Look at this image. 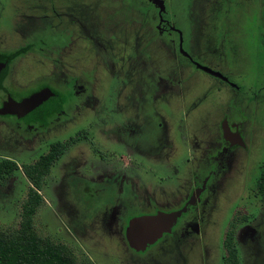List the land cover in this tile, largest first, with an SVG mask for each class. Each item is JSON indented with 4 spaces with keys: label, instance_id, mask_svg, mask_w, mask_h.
<instances>
[{
    "label": "rangeland",
    "instance_id": "1",
    "mask_svg": "<svg viewBox=\"0 0 264 264\" xmlns=\"http://www.w3.org/2000/svg\"><path fill=\"white\" fill-rule=\"evenodd\" d=\"M182 49L223 80L188 63ZM0 53H16L6 88L48 80L84 93L54 124L33 129L14 115L0 118V162L17 164L0 176V230L20 227L32 186L23 165L65 144L42 179L32 227L78 264H223L228 230L239 264H264V235L252 241L248 226L263 221L260 202L246 200L264 164V0H0ZM176 70L180 85L154 100L171 144L151 151L143 142L152 129L140 128L146 117L132 94ZM41 84L31 99L56 96ZM224 125L236 128L239 142L224 145L229 162L211 190V213L185 217L204 231L202 241L185 240L180 230L166 236L176 214L157 207L178 206L185 171L211 158Z\"/></svg>",
    "mask_w": 264,
    "mask_h": 264
},
{
    "label": "flooded vegetation",
    "instance_id": "2",
    "mask_svg": "<svg viewBox=\"0 0 264 264\" xmlns=\"http://www.w3.org/2000/svg\"><path fill=\"white\" fill-rule=\"evenodd\" d=\"M149 4L151 5V2H149ZM151 7H153V9L155 11H157L156 12L157 20L158 19L160 20L159 10L154 6H151ZM155 26H156V24H155ZM163 39H165V38L163 37ZM166 40H168L167 37H166ZM190 45H192V43ZM186 50L188 51V48ZM181 51H182L183 55L185 56V58L187 59L188 63L194 64L197 69H201V70L205 71L207 74H209L212 77H215L216 79L223 80V78L225 77L224 74H221L220 72L219 73L210 72L211 68L209 69L208 66H205V65L202 66L199 63H195L187 51H185L184 49H182ZM12 58L13 57H11L9 55V53H6V54L0 53V64L6 63L5 72L3 73L2 77H0V118L8 116V115H14L18 121L25 123L26 128L32 127L34 129V128H36L35 124L39 123V121L41 123L43 122L44 126H46L49 123L54 124V122H58L60 119V116L66 117L63 114H67V112L71 111L72 107L77 106L78 99H81L82 98L81 96H83L84 93L82 95H78V96L75 95V91H73L74 93H72V94H70V92L67 93L68 90H64L63 88L57 89L50 84L51 83L50 81H49L50 83H48V80L44 81V82L43 81L42 82L41 81L40 82L39 81L34 82L33 84H29L28 86H26V87L24 86V87H21L19 89H17L16 87H15V89L14 88H6L3 85L4 78L7 75V72L9 70L8 65L10 64ZM171 75H172L173 79H168L167 76L162 77L160 74L157 73V75L152 77L153 80H155V81L150 80L147 83L148 89L143 92L144 94H139V95L132 94V97L134 99H137V102H138L137 107L139 108V111L142 113V116L144 118L146 117L145 123H142L143 125H141L140 128L143 129L145 135L147 133L146 126L149 127L150 129H152V131H150V134L146 135V137L149 139V142H143L144 145L151 148V151L153 149H155V151H157L159 147H164V146L169 147L171 144V136H170L168 127L166 125V122L165 121L161 122V123L156 122L157 118H162L163 120H164V118L161 116V114L154 107V100L157 96L156 94L163 92L162 90L164 88H168V87L173 88L175 86L178 87L180 85V84H177L178 83L177 82L178 70H176ZM75 82H77V81H75ZM40 83L44 84V85L41 84V85H43V87L47 86V87L51 88L53 90V92L56 94V96L51 101L45 103L44 105H42L38 109L18 111V113L16 111L12 110V106H11L12 102L20 103V102H23L27 99H31L32 94L36 90L37 91L41 90V88H38V86H36ZM78 84H79V82H78ZM91 84L92 83L89 82V86ZM80 86H81V89L86 88L84 82L80 83ZM86 89H88V88H86ZM38 95H41V94H38ZM10 97H12L15 100H11ZM56 118H57V120H56ZM41 120H44V121H41ZM0 121H2V120L0 119ZM233 127L235 128V126H233ZM233 127H231V129ZM44 128H47V127H44ZM140 128H139V130H140ZM160 128H161V130H160ZM37 129H35V131H37ZM128 133H130V132H128ZM220 133H221V138L219 136L220 141L208 149L209 152L212 153L211 158H207L205 156L203 159L199 160L198 164L196 165V168L195 167L190 168V169H188V171H185L184 176L185 175L186 176H185V179L183 180V184H181V185L185 189V184L187 183L188 189H187V191L185 189L184 193H182V194H181L182 190H179V192L176 193V195H178V196H183L182 201H180L181 199L179 201L177 199V201L179 203H176V204L178 206L168 207V208H172V209H168L167 211H165L166 209H164L160 206L157 207L162 212H167L169 214H176V216L174 217L176 221L173 223V225L169 229L170 230L169 234H166V236H169L172 238V237L176 236L177 232L180 230L182 232V235H183L182 237L187 235L189 239H192L194 241V243L202 241L204 231H202L201 228L200 229L196 228V225L190 226L189 224L191 223V221L185 222L186 221L185 217L193 215L194 221L196 219L199 220L200 217H204V220H205L206 217L207 216L209 217V215L211 213L210 200L212 199V196L214 194L211 190L213 189V185L215 184V182L218 179V177L220 176V174L223 173V170L228 167L229 161L225 160L224 155L226 154L227 151L230 150L231 145H236L239 142V136H238V132L236 131V128H235V132L232 133L229 131V127L224 125L222 127ZM124 140L126 141L128 139L126 137H124ZM138 140H139L138 138H135V141L141 145L142 143L139 142ZM134 144H136V143H134ZM228 144H230V147H228V148L224 147V145L227 146ZM64 151H65V149H64ZM152 153H154V152H152ZM263 179H264V164H262V165L260 164L259 170H257V172L254 175V186H251L250 191H251L252 195H250L249 198L246 199L250 202H256L255 200L259 199V202H260L256 206L257 209L259 210V213H257L256 215L259 216L258 214H260L262 216L263 221L260 220L261 222L258 225H251L250 223L248 224L249 228L254 230V232H252L251 240L255 241V242H257V240L261 234L264 235V224H263L264 213L262 212V208H260L262 205H264V190L261 192ZM136 203H138V202H136ZM167 205H171V204H167ZM136 207L139 208L140 205L138 204V205H136ZM128 212H130V211H128ZM129 214H131V213H129ZM145 214L151 215V213H145ZM234 214H236V213H234ZM139 215H144V214L139 213ZM133 216H136V214H133ZM243 216L245 217L246 215H243ZM257 218H255L254 223L257 222ZM207 222H208V220H207ZM126 224H127V222H126ZM126 224H125V226H126ZM184 238L186 240V237H184ZM224 238H225V236H224ZM130 248L133 251H135L132 247H130ZM223 255L224 254H222L220 256L221 259L223 258Z\"/></svg>",
    "mask_w": 264,
    "mask_h": 264
},
{
    "label": "trees",
    "instance_id": "3",
    "mask_svg": "<svg viewBox=\"0 0 264 264\" xmlns=\"http://www.w3.org/2000/svg\"><path fill=\"white\" fill-rule=\"evenodd\" d=\"M25 50H20L25 52ZM16 53L9 54L14 57ZM65 144L52 147L46 154L23 169L32 186L24 203L20 227L14 231L0 230V264H78L74 254L63 244L53 243L40 238L33 230V215L42 197L38 190L42 179L48 173L52 163L64 152ZM17 167V164L6 159L0 162V176ZM264 190V179L262 190ZM225 256L223 264H239L238 249L233 239L232 230H228L223 240Z\"/></svg>",
    "mask_w": 264,
    "mask_h": 264
},
{
    "label": "water",
    "instance_id": "4",
    "mask_svg": "<svg viewBox=\"0 0 264 264\" xmlns=\"http://www.w3.org/2000/svg\"><path fill=\"white\" fill-rule=\"evenodd\" d=\"M5 68H6V63H1L0 64V77H2L3 73L5 72ZM53 98H54V96H52V94H41V95H38L34 99H27V100L20 102V103L12 102L11 106H12V110H14V111L33 110V109H38L39 107H41L45 103L51 101ZM135 223L134 224L132 223V224L135 225ZM142 236L144 237L145 235H142ZM145 240H146V238H145ZM132 244H133V246L138 245L135 242H132Z\"/></svg>",
    "mask_w": 264,
    "mask_h": 264
}]
</instances>
